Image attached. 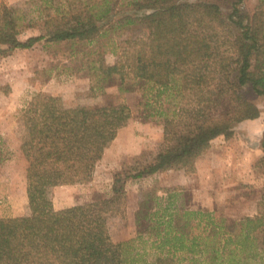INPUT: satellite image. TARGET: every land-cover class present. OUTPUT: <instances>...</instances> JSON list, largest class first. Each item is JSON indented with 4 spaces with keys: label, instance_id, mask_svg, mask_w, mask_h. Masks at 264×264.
Returning a JSON list of instances; mask_svg holds the SVG:
<instances>
[{
    "label": "trees",
    "instance_id": "16d2710c",
    "mask_svg": "<svg viewBox=\"0 0 264 264\" xmlns=\"http://www.w3.org/2000/svg\"><path fill=\"white\" fill-rule=\"evenodd\" d=\"M48 28L21 39L26 16L0 2V52L37 43H96L83 53L88 70L113 85L114 100L68 111L61 98L36 93L23 110L30 145L31 213L0 217V264H264V208L254 216L218 215L182 197L187 189L142 195L136 235L115 241L111 220L126 214L127 178L195 171L212 140L260 116L245 92L264 94V0L253 11L234 0L225 15L215 0H34ZM117 13L120 15L116 17ZM144 32L122 60L104 57L109 33ZM109 38V37H108ZM133 38V37H132ZM81 50V49H79ZM138 94L136 108L124 95ZM155 120L172 145L116 173L109 193L62 209L44 205L50 186L92 181L98 162L131 118ZM264 152V143L262 145ZM5 160L0 148V164ZM264 168V153L258 160ZM181 200V202H178ZM264 206V195L261 197ZM240 225V227H238ZM260 256V257H259ZM206 259V260H205Z\"/></svg>",
    "mask_w": 264,
    "mask_h": 264
},
{
    "label": "rangeland",
    "instance_id": "374dc122",
    "mask_svg": "<svg viewBox=\"0 0 264 264\" xmlns=\"http://www.w3.org/2000/svg\"><path fill=\"white\" fill-rule=\"evenodd\" d=\"M215 1L225 15H229L234 0ZM0 2L18 7L26 16L25 23L34 24L24 30L21 39L44 33L48 28L40 17L36 1ZM258 2L244 0L242 7L253 11ZM119 15L117 13L116 17ZM131 35L127 29H120L104 38L107 63L121 61L122 52L132 39L138 43H141V36L146 39L144 32H136L133 38ZM95 48L96 43L72 46L42 41L31 49L10 48L0 52V148L5 158L0 164V217L31 213L28 199L32 184L28 162L31 143L23 110L34 94L59 96L68 111H74L81 105L94 106L114 100L108 95L117 94V82L113 81L110 86L101 83L106 91L101 90L97 86L96 75L84 67L86 58L83 53ZM245 92L259 107L262 120L259 123L246 121L234 124L215 138L211 147L198 158L195 171L167 170L138 179H126V214L113 217L110 224L115 241L130 240L136 235L135 214L142 195L148 192L165 195V189L184 187L188 192L182 197L183 202L189 198L196 207L231 218L252 214L257 207L264 208L261 202L264 168L258 163L264 153V94L256 93L250 83L246 85ZM124 97L135 109L138 94L127 93ZM171 145L161 124L133 117L122 125L106 148L92 181L50 186L46 189L44 205L48 209H62L85 202L94 193H109L116 173L144 164ZM184 264H191V261L185 259Z\"/></svg>",
    "mask_w": 264,
    "mask_h": 264
},
{
    "label": "crops",
    "instance_id": "0c3cea01",
    "mask_svg": "<svg viewBox=\"0 0 264 264\" xmlns=\"http://www.w3.org/2000/svg\"><path fill=\"white\" fill-rule=\"evenodd\" d=\"M261 120H262V119H261V115H260V116H258V117L255 118V119H248V120H245V121H243V122H246V121L249 122V121H250V122H254V123H259ZM243 122H241V123H243ZM217 137H218V136H217ZM217 137H216V138H217ZM214 139H215V138H214ZM214 139H213V140H214ZM213 140H212V142H213ZM211 145H212V143H211ZM200 157H201V156H200ZM200 157H199V158H200ZM197 161H198V159L196 160L195 165H197ZM261 209H262V208H258V207H257V209H256L252 214H247L246 216H254V215H257V214H259V212L261 211ZM259 257H260V256H259ZM263 260H264V259H263ZM262 262H263V261H261L260 258H258V260H252V261H250L251 264H262Z\"/></svg>",
    "mask_w": 264,
    "mask_h": 264
}]
</instances>
